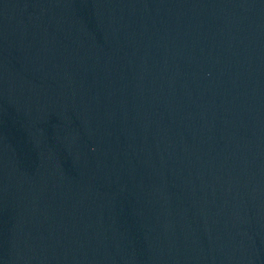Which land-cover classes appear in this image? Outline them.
I'll return each mask as SVG.
<instances>
[{
	"label": "water",
	"instance_id": "water-1",
	"mask_svg": "<svg viewBox=\"0 0 264 264\" xmlns=\"http://www.w3.org/2000/svg\"><path fill=\"white\" fill-rule=\"evenodd\" d=\"M0 264H264V0H0Z\"/></svg>",
	"mask_w": 264,
	"mask_h": 264
}]
</instances>
